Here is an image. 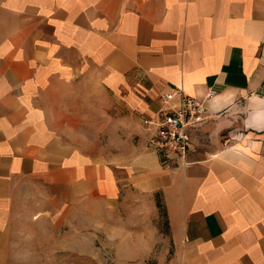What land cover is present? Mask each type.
Segmentation results:
<instances>
[{
    "label": "crops",
    "instance_id": "0c3cea01",
    "mask_svg": "<svg viewBox=\"0 0 264 264\" xmlns=\"http://www.w3.org/2000/svg\"><path fill=\"white\" fill-rule=\"evenodd\" d=\"M174 88L209 111L189 165L174 168L146 149L144 129L116 151L114 139L81 151L39 101L105 96L109 112L127 94L141 122ZM31 187L59 205L146 200L168 264H264V0H0V264Z\"/></svg>",
    "mask_w": 264,
    "mask_h": 264
},
{
    "label": "rangeland",
    "instance_id": "374dc122",
    "mask_svg": "<svg viewBox=\"0 0 264 264\" xmlns=\"http://www.w3.org/2000/svg\"><path fill=\"white\" fill-rule=\"evenodd\" d=\"M86 88L95 92L101 89L93 85ZM54 91L58 93L59 89ZM97 94H101L100 90ZM89 99L97 101L92 104H97L92 106L94 109L87 105ZM105 99L97 96L82 102L57 95L39 101L44 102L42 108L50 109L46 116L51 131L81 151L105 153L107 140L113 139L116 151L122 147L118 143L121 138L140 136L137 129H144L145 147L150 149L148 116L141 122L132 116L135 113H131L127 94L115 96L109 112L104 109ZM74 104L78 109L72 122L67 116H71L68 112L70 108L74 110ZM159 163L166 168L181 166L171 160L161 164L159 159ZM21 196L23 202L10 225L5 264H168L171 260L169 256L159 257L166 247L159 239L165 225L152 210L142 206L143 202L147 204L146 200L140 201L130 194L116 203L97 199L59 205L47 193L33 187L23 190ZM148 248L152 250L144 255Z\"/></svg>",
    "mask_w": 264,
    "mask_h": 264
},
{
    "label": "built area",
    "instance_id": "2783aa9c",
    "mask_svg": "<svg viewBox=\"0 0 264 264\" xmlns=\"http://www.w3.org/2000/svg\"><path fill=\"white\" fill-rule=\"evenodd\" d=\"M210 91L207 97L210 98ZM166 106L147 117L150 138L147 146L155 152L161 164L176 161L187 166V155L193 146V132L201 127L209 117L204 101L174 88L162 93Z\"/></svg>",
    "mask_w": 264,
    "mask_h": 264
}]
</instances>
